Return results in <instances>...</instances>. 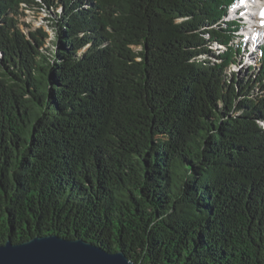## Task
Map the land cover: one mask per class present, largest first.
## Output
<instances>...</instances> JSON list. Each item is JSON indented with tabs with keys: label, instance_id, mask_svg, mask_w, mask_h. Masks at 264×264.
I'll return each mask as SVG.
<instances>
[{
	"label": "trees",
	"instance_id": "1",
	"mask_svg": "<svg viewBox=\"0 0 264 264\" xmlns=\"http://www.w3.org/2000/svg\"><path fill=\"white\" fill-rule=\"evenodd\" d=\"M236 1L0 0V244L264 264V43L229 71Z\"/></svg>",
	"mask_w": 264,
	"mask_h": 264
},
{
	"label": "water",
	"instance_id": "2",
	"mask_svg": "<svg viewBox=\"0 0 264 264\" xmlns=\"http://www.w3.org/2000/svg\"><path fill=\"white\" fill-rule=\"evenodd\" d=\"M0 264H135L124 251H110L85 238L37 234L0 244Z\"/></svg>",
	"mask_w": 264,
	"mask_h": 264
},
{
	"label": "rangeland",
	"instance_id": "3",
	"mask_svg": "<svg viewBox=\"0 0 264 264\" xmlns=\"http://www.w3.org/2000/svg\"><path fill=\"white\" fill-rule=\"evenodd\" d=\"M242 2V0H240L239 2L237 1L236 3H240ZM236 3L234 5H232L229 10H228V16L227 18H231L233 16H235L233 14L234 12V9L238 6L235 7ZM238 7H241V5H239ZM60 7L58 9H55V11H51V15L54 14L56 11H59ZM47 9L44 8V9H38V10H35V9H32V10H26L25 13L26 15L22 18V21L23 22H26V23H29L31 24V28L32 29H36V28H39V27H43L49 34V39L46 40V43H45V46H48L50 45L49 41H55L56 40V34H55V31L54 29L50 26V20H49V13H47ZM232 12V13H231ZM257 20V19H256ZM255 20V21H256ZM252 23V22H251ZM255 26L258 25L257 23H254ZM249 25L250 23L246 24V26L248 27V30H247V27H241L240 28V31L237 32V35L234 36V42H238V40L240 39L239 36L240 33L243 34V36H247V34L249 33ZM261 26H258V29H260ZM21 28L23 29L24 32H26L28 30L27 27H23L21 25ZM256 28V27H254ZM254 28H251L252 31L254 30ZM248 33H247V32ZM243 36H241L243 38ZM251 36V35H250ZM246 41H247V44L248 45H251V43H253L252 39L248 36L246 38H244ZM264 43V37L260 38L258 40V43H255L256 46H255V50L254 51H250V48L251 46H249L248 48L246 47V51L244 49L243 51V60L240 64V66H237V65H233L231 66V68L229 69V71H236L238 72L240 75V77H245V75H247V65H251V66H255V68H257V61H258V57H259V46L262 45Z\"/></svg>",
	"mask_w": 264,
	"mask_h": 264
},
{
	"label": "bare ground",
	"instance_id": "4",
	"mask_svg": "<svg viewBox=\"0 0 264 264\" xmlns=\"http://www.w3.org/2000/svg\"><path fill=\"white\" fill-rule=\"evenodd\" d=\"M237 5H241V7H244V9H246L245 13L250 23L248 33L249 37L253 42L258 43V40L264 37V0H242V2L236 3L235 7ZM254 23H257L258 25L255 26ZM258 26H261L260 29H258ZM251 28H254V30L252 31Z\"/></svg>",
	"mask_w": 264,
	"mask_h": 264
}]
</instances>
